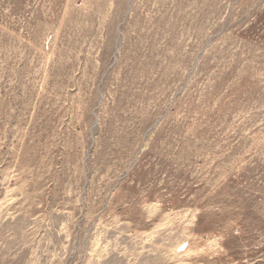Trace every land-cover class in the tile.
Masks as SVG:
<instances>
[{
  "label": "rangeland",
  "instance_id": "obj_1",
  "mask_svg": "<svg viewBox=\"0 0 264 264\" xmlns=\"http://www.w3.org/2000/svg\"><path fill=\"white\" fill-rule=\"evenodd\" d=\"M0 264H264V0H0Z\"/></svg>",
  "mask_w": 264,
  "mask_h": 264
}]
</instances>
